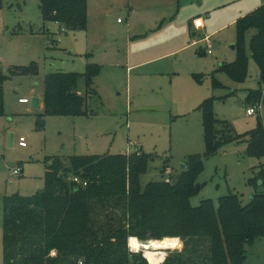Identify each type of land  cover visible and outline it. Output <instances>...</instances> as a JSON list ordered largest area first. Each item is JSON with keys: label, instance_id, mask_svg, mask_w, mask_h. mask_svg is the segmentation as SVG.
I'll use <instances>...</instances> for the list:
<instances>
[{"label": "rangeland", "instance_id": "374dc122", "mask_svg": "<svg viewBox=\"0 0 264 264\" xmlns=\"http://www.w3.org/2000/svg\"><path fill=\"white\" fill-rule=\"evenodd\" d=\"M260 2L264 0H89L87 29L67 31L44 22L40 0H4L0 8V73L6 79L5 116L0 117V264H4V201L44 191L50 158L139 150L153 157L141 180L145 187L150 182H175L190 156H205L200 106L206 100H213L216 119L227 122L236 135L259 126L264 130V105L248 114L249 93L264 89L251 52L254 31L246 34L243 46L246 77L233 80L222 69L238 62L237 22L256 11ZM33 63L37 75L19 72ZM89 63L101 68L95 81L100 98L89 101L96 116H47L45 128L39 130L36 121L41 111L31 103L43 97L45 78L83 74ZM86 91L85 81L80 80L77 92L85 96ZM23 99L29 104H22ZM21 138L27 147L19 146ZM263 163L264 159L247 153V143H226L218 154L204 159L192 206L204 200L218 205L230 193L247 204L252 195L264 192V186L249 184ZM166 252L158 254L166 257ZM246 257L245 264H264V238L246 246Z\"/></svg>", "mask_w": 264, "mask_h": 264}, {"label": "trees", "instance_id": "16d2710c", "mask_svg": "<svg viewBox=\"0 0 264 264\" xmlns=\"http://www.w3.org/2000/svg\"><path fill=\"white\" fill-rule=\"evenodd\" d=\"M88 1L40 0L42 18L67 31L86 30ZM237 30L241 55L237 63L222 69L233 80L246 77L243 46L246 34L254 31L251 52L264 85V4L239 19ZM100 71L98 64L89 63L83 74L47 76L37 128H45L47 116H96L89 101L100 98L95 88ZM19 72L37 75L38 66L33 63ZM80 80L86 83L85 96L77 92ZM5 81L0 73V117L5 116ZM247 104L255 110L264 105V89L250 92ZM213 105L209 99L200 106L205 156H190L187 169L175 182H150L143 187L141 180L153 157L139 150L126 155L50 158L44 191L4 201V264H149L142 252L130 250L132 238L141 242L179 238L181 249L170 252L163 264H245L246 246L264 238V192L252 195L245 205L234 193L221 197L218 205L204 200L194 207L191 198L198 192L204 159L218 154L226 143L245 142L249 155L264 159V130L259 126L236 135L227 122L216 119ZM249 184L264 186V163Z\"/></svg>", "mask_w": 264, "mask_h": 264}, {"label": "bare ground", "instance_id": "6f19581e", "mask_svg": "<svg viewBox=\"0 0 264 264\" xmlns=\"http://www.w3.org/2000/svg\"><path fill=\"white\" fill-rule=\"evenodd\" d=\"M179 243L174 239H167L163 241H152L149 245H144L136 238L130 239V247L137 251H143L146 254L148 261L152 264H161L165 258V254H158L159 252H166L168 249H176Z\"/></svg>", "mask_w": 264, "mask_h": 264}, {"label": "water", "instance_id": "95a60500", "mask_svg": "<svg viewBox=\"0 0 264 264\" xmlns=\"http://www.w3.org/2000/svg\"><path fill=\"white\" fill-rule=\"evenodd\" d=\"M233 48H234V47H233ZM31 105H32V107H33L34 109H38V108L40 107V99H39V98H34V99L32 100ZM13 141H14V135L11 134L10 139H9V143H10V145L13 144ZM186 169H187V166H186V165H183V166H182V170H186ZM197 189L199 190L200 187L197 186ZM178 240L180 241V243H182L181 240H180L179 238H178ZM152 241H153V240H147V241H143L142 243H143L144 245L147 246V245H149ZM176 249H177V248H176ZM176 249H168L167 252H166V257H165L164 261L166 260V258H167V256H168L169 252H171V251H173V250H176ZM142 253H143L144 258H146V254H145L143 251H142ZM163 263H164V262H163ZM163 263H161V264H163Z\"/></svg>", "mask_w": 264, "mask_h": 264}, {"label": "built area", "instance_id": "2783aa9c", "mask_svg": "<svg viewBox=\"0 0 264 264\" xmlns=\"http://www.w3.org/2000/svg\"><path fill=\"white\" fill-rule=\"evenodd\" d=\"M209 47H210V46H209ZM20 102L23 103V104H27V103H29V101L26 100V99L20 100ZM255 113H256V110H255L254 108H251V109L248 110V114H249V115H254ZM19 146H20V147H23V148L27 147V144H26V141H25L24 138H21V139L19 140ZM16 172L19 173L20 170H17ZM74 181H75L76 183H80V180H79L78 178H75ZM131 251L134 252L133 250H131Z\"/></svg>", "mask_w": 264, "mask_h": 264}, {"label": "crops", "instance_id": "0c3cea01", "mask_svg": "<svg viewBox=\"0 0 264 264\" xmlns=\"http://www.w3.org/2000/svg\"><path fill=\"white\" fill-rule=\"evenodd\" d=\"M264 3H262V2H260V4L256 7V9L257 8H259L261 5H263ZM197 10H194L193 11V13H195ZM194 16V15H193ZM243 16V15H242ZM241 16V17H242ZM190 17H192V16H190ZM189 17V18H190ZM188 18V19H189ZM207 42V41H206ZM39 97V99H40V107L38 108V109H36V110H40L41 112L43 111V109H44V105H43V97L42 96H38ZM23 104V103H22ZM27 104H29V103H27ZM32 106V105H31ZM33 108V107H32ZM34 109V108H33Z\"/></svg>", "mask_w": 264, "mask_h": 264}]
</instances>
